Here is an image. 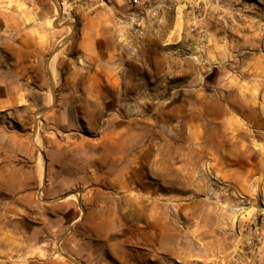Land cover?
I'll return each instance as SVG.
<instances>
[{"label":"rangeland","instance_id":"obj_1","mask_svg":"<svg viewBox=\"0 0 264 264\" xmlns=\"http://www.w3.org/2000/svg\"><path fill=\"white\" fill-rule=\"evenodd\" d=\"M222 1L215 7L255 8L264 22V3ZM148 2L52 0L50 35L32 36L39 67L0 108V264H264V117L249 111L255 123L229 131L202 118L201 140L189 143L176 119L199 108L190 94L192 108L178 110L175 88L221 75L205 40L145 43L172 17L178 33L188 29L181 11ZM208 7L200 29L220 16ZM91 18L117 24L102 38L107 58L83 37ZM163 49L180 59L169 74H158Z\"/></svg>","mask_w":264,"mask_h":264},{"label":"crops","instance_id":"obj_2","mask_svg":"<svg viewBox=\"0 0 264 264\" xmlns=\"http://www.w3.org/2000/svg\"><path fill=\"white\" fill-rule=\"evenodd\" d=\"M129 1L131 3V0ZM158 1L164 10L167 9L165 10L167 12L176 14L181 11L185 17V24L188 23L189 13L186 9L193 0ZM256 1L264 3V0ZM232 9L227 7L222 10L214 6L213 10L219 11L221 20L216 21L218 16L217 18L214 16L213 21L208 19L201 25L203 34L192 35L186 28L184 34L186 36L181 35L174 29L172 17V20L165 25L163 36H158L160 29L157 28L155 29L159 33L157 36L154 34L152 38L148 36V39L144 40L145 43L146 41L148 44L152 42L158 46L163 44L170 49L171 45L179 43L182 38L195 36L199 41H206L210 59L217 62L213 68H217L220 72V84L195 90L185 87L175 88V95L172 99H175L178 110L192 108L190 94L195 95L193 102L199 108V114L188 113V116H181V114L179 116V111V117L176 119V125L184 129L188 128L186 139L189 143L201 140L200 135L204 128L202 118L208 119L214 125H225L229 131L228 127H238L240 130L242 123L245 124V128L251 127L255 121L252 123L249 111H253L252 115L255 117V110H259L260 115L264 117V52L257 51V48L264 46V22L259 19V12L255 8L248 9L252 11L250 13L244 6L239 7L232 4ZM54 19L55 7L52 5V0H0V108L10 107L17 103L16 93L22 91V86H17L18 76L23 77L24 84H26L27 77H32L34 70L39 67L38 62L44 48H41L38 42L33 41L32 36L39 32L44 33L42 36L50 35L49 22ZM108 23L110 22L96 20L93 22L91 18L89 26L84 25L83 37H92L93 45L96 46L93 50L96 57L100 54L107 58L111 53V48L107 47L109 43L103 41L102 38L106 40L115 35V29L118 28L117 24L111 22L113 25L111 28ZM154 24H157V21ZM18 29L24 30L20 40H17ZM155 59L157 63H163V68L161 70L159 68L158 74L173 72L177 67L175 63L180 61L165 49L158 50ZM227 64L232 67L236 66L239 76L250 73V79L241 81L236 77L238 73L232 72ZM256 76L261 80L258 87L253 82ZM181 91H183L182 94L176 95ZM246 137L249 140L256 139V134L253 133V136H250L245 133V139ZM124 143L125 148L121 150V157L128 151L127 142ZM117 154L111 153L112 156H117Z\"/></svg>","mask_w":264,"mask_h":264},{"label":"built area","instance_id":"obj_3","mask_svg":"<svg viewBox=\"0 0 264 264\" xmlns=\"http://www.w3.org/2000/svg\"><path fill=\"white\" fill-rule=\"evenodd\" d=\"M132 5L140 8L141 10H147L149 8L148 0H131ZM208 4H213L214 6H220L223 4L222 0H197L195 1L189 8V16H188V31L193 33L202 34V30L200 29L201 21L209 16L211 18V12H208ZM219 19L220 16H218Z\"/></svg>","mask_w":264,"mask_h":264},{"label":"bare ground","instance_id":"obj_4","mask_svg":"<svg viewBox=\"0 0 264 264\" xmlns=\"http://www.w3.org/2000/svg\"><path fill=\"white\" fill-rule=\"evenodd\" d=\"M256 106V105H255ZM126 190V189H125ZM134 201V200H133ZM6 242V241H5ZM18 245V244H17ZM116 252V251H115Z\"/></svg>","mask_w":264,"mask_h":264}]
</instances>
